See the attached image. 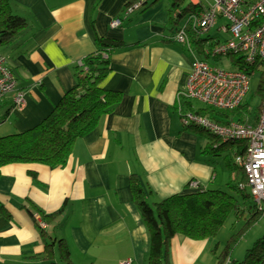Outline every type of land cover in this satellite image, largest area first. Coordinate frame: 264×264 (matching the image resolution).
Instances as JSON below:
<instances>
[{"label":"crops","instance_id":"crops-1","mask_svg":"<svg viewBox=\"0 0 264 264\" xmlns=\"http://www.w3.org/2000/svg\"><path fill=\"white\" fill-rule=\"evenodd\" d=\"M128 1L10 0L28 26L11 43L0 45V52L8 57L25 99L21 107L14 104V93L0 100V136L31 128L53 110L76 84L79 61L96 50L97 35L122 40L125 48L112 55L102 83L120 91L122 99L76 140L64 166L3 167L0 201L11 216H0V264H50L33 256L44 254L45 242L31 211L62 207L46 229L54 239L67 241L75 264H120L124 259L145 264L149 232L133 199V173L152 189L151 200L200 190L190 185L192 179L203 190H228L229 181L242 179L239 168H228L227 151L204 152L207 139L181 120L177 106L196 53L172 38L171 0H152L125 16ZM120 16L122 24L112 27L110 21ZM192 105L205 106L186 102V108ZM30 170L37 172L36 179ZM225 242L177 234L171 264H217L213 249L219 244L220 251ZM234 255L239 257L234 252L231 261L237 260Z\"/></svg>","mask_w":264,"mask_h":264},{"label":"trees","instance_id":"trees-1","mask_svg":"<svg viewBox=\"0 0 264 264\" xmlns=\"http://www.w3.org/2000/svg\"><path fill=\"white\" fill-rule=\"evenodd\" d=\"M134 1L136 0H129L127 5ZM151 1H146L145 6ZM194 9L195 5H192L190 0L189 3L187 0H171L169 27L177 30L186 12ZM27 26L28 19L14 13L10 0H0V45L11 43ZM187 30L197 49H201L202 45L198 42L200 35L190 26ZM204 37L207 36L202 35V41L205 40ZM95 41L96 50L83 59L85 67L79 64L76 66V84L64 93L53 110L31 128L0 136V177L3 174V167L11 163H42L51 168L64 166L76 140L94 130L100 120L112 112L120 102L122 93L107 89L102 83L110 74L112 55L124 49L125 43L99 35ZM237 67L245 70L242 65ZM261 74L263 84L259 90L262 96L264 73ZM250 106L252 105L245 99L237 108L230 110L202 105L197 108L192 105L190 108L221 122L231 120L253 122L258 116L260 104L257 109L254 107L249 109ZM185 127L207 139L204 152L218 154L227 151L225 158L228 168L231 171L239 168L243 173L242 179L237 183L229 181L228 190L202 189L151 200L152 189L144 186L139 175L133 173L130 178L133 199L149 232L147 264H171V242L177 234L192 239L214 237L232 211L241 220L247 218L244 217L246 212L251 214V218L240 231L242 234L243 230L263 214L249 189L239 187L240 183H245L247 179L243 168L235 163V158L244 154L247 140L223 141L220 136L205 127L197 125ZM29 173L37 178L36 171L30 170ZM62 211L63 207L50 213L38 208L37 213L49 225L58 219ZM1 215L11 216L0 201ZM31 215L45 242L44 254L33 256H40L50 264H75L67 241L64 238L54 239L46 228L39 225L35 212L31 211ZM239 238L233 234L220 252L218 245L213 249L217 254V264H264V236L255 240L253 246L246 250L243 259L231 261L233 247Z\"/></svg>","mask_w":264,"mask_h":264},{"label":"built area","instance_id":"built-area-1","mask_svg":"<svg viewBox=\"0 0 264 264\" xmlns=\"http://www.w3.org/2000/svg\"><path fill=\"white\" fill-rule=\"evenodd\" d=\"M146 1L150 0H136L126 4L123 15L127 16L145 7ZM190 1L195 9L189 11L188 20L185 24H179L172 38L195 52V43L187 27L195 29L201 37L203 34H207V37H204V41L198 37L202 47L196 53L187 83L180 93L178 112L185 126L205 127L223 141L247 140L244 154L235 158V163L243 168L247 179L239 187L248 188L258 208L264 211V86L258 116L253 122H221L195 109L186 108L189 100H197L219 110L237 108L245 101L250 90L251 75L255 72L264 73V0ZM122 22L120 16L112 19L110 25L117 27ZM215 26L223 36L218 35V31L209 34ZM79 65L84 66V61L80 60ZM237 65L244 66L245 70ZM10 93H14V104L21 107L25 92L17 88V78L8 57L0 52V100ZM3 116L0 105V120ZM190 185L202 190L196 179H192ZM35 218L41 227L48 226L39 213H35ZM121 264H130V260L122 261Z\"/></svg>","mask_w":264,"mask_h":264},{"label":"rangeland","instance_id":"rangeland-1","mask_svg":"<svg viewBox=\"0 0 264 264\" xmlns=\"http://www.w3.org/2000/svg\"><path fill=\"white\" fill-rule=\"evenodd\" d=\"M187 3H189V0H187ZM189 14L190 12L188 11L182 17L180 24L186 23V21L188 20ZM217 31H218L217 26H215L211 29L209 34L213 35ZM206 35L207 34H203V36H206ZM218 35L223 36V33L218 31ZM194 49H195V53H197L198 49L195 45H194ZM225 68L228 69V67L226 66ZM261 75L262 74L258 72H255L253 75H251L250 90L246 96V99L248 100L249 104H251L255 109H257V106L261 103V99H262L261 92L259 90L260 85L263 84L262 83L263 78ZM217 169L218 171L220 170V164L217 165ZM242 206H243V203H242ZM247 206L244 205V207H247ZM245 214L247 218L241 220L237 218L234 211L230 212L224 224L222 225L218 233L214 236L217 238V243L220 240H222L223 242L225 241L227 242L228 239L233 236V234H236V237H240L232 250V254L235 252L239 256V257H236V255H234V257H236L237 260L243 259L247 248L252 247L255 240H257L259 237L264 236V212L257 220L254 221V223H252L247 229L243 230L242 234H240V231L242 230V228H244L245 222L251 218L250 213L246 212ZM226 242L223 244L225 245ZM248 242H249V245H248ZM217 245L219 246V244ZM125 260L127 259H124L123 261ZM147 262H148V259H146V263ZM205 264H210V261L207 260Z\"/></svg>","mask_w":264,"mask_h":264}]
</instances>
